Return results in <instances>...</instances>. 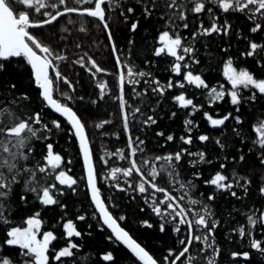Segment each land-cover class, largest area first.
<instances>
[{"label": "snow or ice", "instance_id": "obj_1", "mask_svg": "<svg viewBox=\"0 0 264 264\" xmlns=\"http://www.w3.org/2000/svg\"><path fill=\"white\" fill-rule=\"evenodd\" d=\"M94 29L111 68L70 39ZM92 129L124 146L101 156ZM241 260L264 264V0H0V264Z\"/></svg>", "mask_w": 264, "mask_h": 264}, {"label": "trees", "instance_id": "obj_2", "mask_svg": "<svg viewBox=\"0 0 264 264\" xmlns=\"http://www.w3.org/2000/svg\"><path fill=\"white\" fill-rule=\"evenodd\" d=\"M116 35L120 36L121 33L117 32ZM77 37H79V39L83 41L85 50H89L92 53H96V58L98 59V62H100L102 65L107 66L109 68L113 66L112 60L110 58V53L107 48L108 41L106 40V36L104 32L95 30V29L89 35H84L82 33L73 32L70 39L75 41ZM136 38L141 43L143 42L142 33H138ZM71 67H72L71 65H68L66 68V71H68L70 75H71V72L69 70L71 69ZM152 70L157 71L161 75L162 78L165 76L164 71L162 69L157 68L156 65H153ZM215 71L216 70L214 69L213 72L215 73ZM81 75L83 76V80L86 82V85H87L86 90L89 93H91L93 90L92 81L89 80L86 73H81ZM109 79L111 81V78ZM209 79H210V82H215L217 79H220V76H217L214 74ZM114 91H115V87H114ZM197 99H199V97H197ZM116 108L117 106H116L115 101L111 97H109V99L101 103L99 107L93 105L88 115L91 118L95 119L97 122H99L100 120H103V119H111L112 113L116 111ZM182 118H183V114L178 115V117L175 119V122L167 124L166 127L170 130H176L177 133H179V131L181 130ZM197 119H199V116H197ZM90 127H91V124H90ZM119 129H120V121H119V114L117 112V115L115 117V124L113 126H106L105 130L112 132V131H116ZM92 136H93L94 145L96 149L99 151V154L101 156L103 155L104 147H107L109 151H115L117 148L124 146V142L126 139L123 134L120 139H117L115 136H102L99 134V131L96 129H92ZM58 149H64L66 152H69L71 155H73L74 159L76 158V147L72 146L71 144L65 143V140L63 139L60 140ZM110 162L113 166H116V165L123 166L124 164V162L119 161L118 157H111ZM98 164H99V161H98ZM72 167L76 173L80 172L79 164H74L72 165ZM101 172H103V169H101ZM103 183L104 181L101 180V184ZM105 188H107V185H105ZM125 203H127V200H125ZM248 203H251V201H249ZM48 215H52V213L49 212ZM239 219L241 222H243V217H239ZM88 223H91V221L89 220ZM79 226L81 227L82 230L87 231L85 223H81ZM98 231L99 230L93 231L92 236L90 237L85 236L84 239L87 244V248L85 250L86 252H91L94 254L97 249H103L104 240L100 235H98ZM138 235H140L150 246H159L161 243V239H163V241L168 242V243L171 242L170 235L165 236L162 234H152L149 232H140L138 233ZM235 247H236L235 245L225 246V250H224L225 260L228 258V250L235 248ZM240 247H243L244 250H248V248L245 245H240ZM259 260H260V257L256 255L255 261H259ZM255 261H254V264H255ZM241 264H245V262L241 260Z\"/></svg>", "mask_w": 264, "mask_h": 264}, {"label": "rangeland", "instance_id": "obj_3", "mask_svg": "<svg viewBox=\"0 0 264 264\" xmlns=\"http://www.w3.org/2000/svg\"><path fill=\"white\" fill-rule=\"evenodd\" d=\"M120 161V160H119Z\"/></svg>", "mask_w": 264, "mask_h": 264}]
</instances>
